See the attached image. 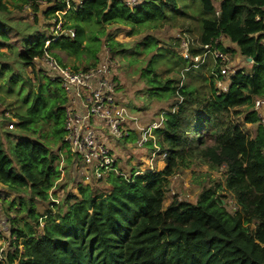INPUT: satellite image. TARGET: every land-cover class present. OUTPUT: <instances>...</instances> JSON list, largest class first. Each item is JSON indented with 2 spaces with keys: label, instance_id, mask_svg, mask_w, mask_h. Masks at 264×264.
Returning a JSON list of instances; mask_svg holds the SVG:
<instances>
[{
  "label": "trees",
  "instance_id": "trees-1",
  "mask_svg": "<svg viewBox=\"0 0 264 264\" xmlns=\"http://www.w3.org/2000/svg\"><path fill=\"white\" fill-rule=\"evenodd\" d=\"M7 1L0 0L1 12ZM22 1L37 5L40 0ZM202 2L210 16L202 19L197 44L190 45L188 57H178L186 65L183 70L194 67L193 57L203 51L202 45L220 37L235 43L245 60L251 58L250 69H237L227 91L221 93L214 89L210 75L212 91L204 94L190 82L178 88L173 79L162 80L154 67L155 58L162 54L156 52L140 77L156 97L177 100L153 129L160 138V154L165 152L158 171L138 175L133 171L130 181L111 174L95 186L81 181L77 193H67L58 203L50 201L48 191L56 188L60 178L58 154L41 139L61 142L66 98L60 86L48 94L50 80L40 83L36 91L29 78L23 80L29 87L25 101L30 98L31 102L23 114L16 115V127L30 135L16 136L9 154L0 136V183L17 194L9 205L17 204L15 212L24 213L9 217L7 210L15 249L6 254L4 264H264V126L253 109L254 98L264 97V0H222L217 9L210 0ZM63 7L55 2L44 14L50 16ZM175 7V0H143L134 8L121 0H83L80 8L65 15L63 33L54 39L37 36L23 42L17 57L25 68L35 71L34 58L44 52L58 58L54 49L78 56L85 51L94 59L90 66L98 61L104 26L157 27L148 24L165 19L167 10ZM87 23L98 27L94 34L85 35L83 24ZM108 44L114 54L124 50L111 38ZM217 47L233 52L219 42ZM148 49H157V42ZM16 75L12 72L9 83L15 82ZM242 106L252 108L243 121L256 125L253 135L238 121L224 117L231 111L239 114L237 108ZM47 122L49 131L43 133L42 124ZM70 160L68 156L66 162ZM197 160L212 169L223 167L224 185L202 187L195 202L173 197L164 207L169 176ZM223 189L231 193L234 211L223 202L219 192ZM35 199L48 206L39 211Z\"/></svg>",
  "mask_w": 264,
  "mask_h": 264
},
{
  "label": "rangeland",
  "instance_id": "rangeland-1",
  "mask_svg": "<svg viewBox=\"0 0 264 264\" xmlns=\"http://www.w3.org/2000/svg\"><path fill=\"white\" fill-rule=\"evenodd\" d=\"M211 4L217 9L222 0H210ZM176 7L168 9L165 19L151 22L148 25H158L157 27L147 26L146 24L137 26H127L124 24H111L104 26V35L100 36V48L97 53V58H103V53L108 52V55L116 62L117 82L119 83L116 91V101L122 104L132 115L136 118L137 123L130 122L128 126L129 137L126 139H110V144L113 147V152L118 156L117 168L126 174L127 177L136 169H145L153 157L152 164L159 170L161 159L155 158L153 151L155 146L160 148L158 143L160 138L154 136L152 143L148 142L143 147H138L139 130L137 134H133L138 126L146 128L149 124L158 121L160 114L169 111L172 104L177 101L175 96L156 97L145 79L140 77L141 69L146 67L149 60L156 56V52L162 54L155 63V73L162 79H173L176 85L182 80V84L190 82L204 94L211 93L209 78L212 69L213 61L206 60L199 68L193 67L183 70L184 65L180 60V39L183 35H188L194 43L201 33L202 19L209 17L210 13L203 9L202 0H175ZM46 4L43 2L26 3L22 0H8L6 2V10L0 11V136L3 142L4 149L9 154V147L14 144L16 136H29L30 134L23 132L22 129L17 128L18 119L17 114H23L30 104V98L25 101V94L29 87L23 80L27 77L32 82V90L36 91L38 85L47 83L49 78L43 72L42 65L36 62V70L32 71L30 67H24L17 57V52L23 50V42L33 41L37 36H44L50 38L54 25L51 16L44 14ZM70 22H67V25ZM67 27V26H66ZM85 35H92L98 27L93 23L83 24ZM65 30V29H63ZM147 37H152L157 42V49H148L153 46L154 40ZM118 41L122 46V53L115 54L110 51L108 39ZM221 38V39H220ZM220 42L223 47L233 49V52L228 53V65L234 69H250V62H247L238 52L235 43H231L228 38L220 37ZM146 42L147 44H145ZM197 44V43H196ZM216 46V45H215ZM159 49V50H158ZM54 53L58 56L56 60L61 65L85 67L89 66L94 59L91 55L82 51L78 55H69L66 52L54 49ZM4 52V53H3ZM211 60V62H210ZM14 72L17 73L15 82H10V76ZM189 76V77H188ZM206 77L207 80H204ZM16 78V77H15ZM14 78V79H15ZM226 81L228 79L225 78ZM55 86L59 84L51 82L49 92H52ZM217 90V88H214ZM63 93V92H61ZM25 101V102H24ZM254 109V108H253ZM239 114H232V111L225 114L227 119L238 121L249 135L254 134V124L244 123L243 118L245 112L252 110L251 106H242L237 108ZM9 115L10 118L7 116ZM5 116V117H4ZM13 120H12V119ZM263 118L261 117L260 123ZM12 122V128L9 122ZM50 124L43 123L41 132L49 131ZM105 133H107L105 131ZM8 134H11L9 136ZM40 134L35 135L39 137ZM34 136V137H35ZM42 141H48L53 153L59 154L60 142L53 143L51 137L42 138ZM153 143H156L155 146ZM147 151H146V149ZM148 152V153H147ZM64 154V153H63ZM147 160V161H146ZM163 161V160H162ZM161 161V162H162ZM58 169L60 171V178L56 182V188L48 191L50 201L58 203L65 197L67 193H77V186L80 182V175L75 169H72L71 163L64 161L60 166L58 156ZM147 163V164H146ZM157 170V171H158ZM224 168L212 169L207 164L194 161L189 167H178L175 172L168 178V190L166 191L163 206H167L173 197L178 200H187L195 202L202 187L213 186L215 183L224 185L225 174ZM123 176V175H121ZM124 177V176H123ZM125 179V178H124ZM104 182V181H102ZM55 192V196L51 194ZM223 195V202L227 208L231 210L236 209L235 201L230 192L226 189L219 191ZM17 194L9 191L6 187L0 185V216L8 215L14 217L17 214L23 217L24 213H16L15 210L19 207L17 204L9 205ZM35 204L39 211H43L47 206V202L35 199ZM15 207V208H13ZM8 210V211H7ZM22 224V221H19ZM44 224L42 221L40 225ZM37 231H40L38 229ZM6 236V235H3ZM12 236L9 235L5 241L11 242ZM1 241V239H0ZM264 246V245H263Z\"/></svg>",
  "mask_w": 264,
  "mask_h": 264
},
{
  "label": "built area",
  "instance_id": "built-area-1",
  "mask_svg": "<svg viewBox=\"0 0 264 264\" xmlns=\"http://www.w3.org/2000/svg\"><path fill=\"white\" fill-rule=\"evenodd\" d=\"M121 1L128 7L134 8L143 0ZM38 2L45 3L46 7L55 2L64 4L62 9L55 10L50 14L54 25L52 31V39H54L55 36L64 31L65 15L80 8L83 0H52L51 2L40 0ZM48 42L46 41L45 46ZM218 42H220L219 38L202 45L203 51L193 57L195 63L193 66L197 67L211 58L213 63L210 75H213L215 87L218 93H221L227 91L230 77L237 70L228 65L230 59L227 57L228 53L217 47ZM191 44L192 39L188 35L185 34L181 37L179 45L181 57H188ZM102 56L103 58H99L95 64L87 67L61 65L53 55L47 52L34 58V67L36 68V62L41 63L43 72L50 81L59 84L66 98L63 136L58 154L60 166L64 164L68 156L71 157V167L78 171L76 173L80 175V182L90 186L105 181L111 174L123 175L125 180L130 181V176L127 177L117 168V158L110 144V139H123L129 135L128 126L130 122L137 123L136 118L116 101L119 83L115 79L117 73L114 58L110 57L108 52L103 53ZM37 70L35 69V71ZM37 72H41V69ZM181 84L182 80L179 82L178 88ZM253 108L259 119L262 117V122H264V97H255ZM162 120L163 113L160 114L157 122L149 124L146 128L138 126L136 129V131L139 130L138 147H143L149 138L154 140L151 132L161 124ZM261 124L264 126L263 123ZM9 126L12 128V123ZM153 144L155 146L156 143ZM152 155L163 160L165 152L160 154V148L155 146ZM150 159L149 167L137 169L133 175L155 170L156 167L152 164L153 157ZM9 235L12 236V240L15 239V235L11 233L9 217L1 215L0 262L3 264L6 254L15 249L11 244L12 240L9 243L5 241ZM18 243V249L21 250L22 245L19 240Z\"/></svg>",
  "mask_w": 264,
  "mask_h": 264
},
{
  "label": "crops",
  "instance_id": "crops-1",
  "mask_svg": "<svg viewBox=\"0 0 264 264\" xmlns=\"http://www.w3.org/2000/svg\"><path fill=\"white\" fill-rule=\"evenodd\" d=\"M192 44H194V41H192ZM208 59H210V58H208ZM208 59H207V60H208ZM210 62H211V60H210ZM247 62H250V61H247ZM134 131H135L136 134H137L136 129H135ZM147 142H148V140H147ZM145 149H146V148H145ZM146 151H147V149H146ZM147 153H148V152H147ZM146 161H147V160H146ZM161 161H162V160H161ZM161 161H160V163L158 162V164H159V168H161L162 165H163V163H164L163 161H162V162H161ZM148 162H149V161H147V163H148ZM147 163H146V164H147ZM147 167H149V166H146V168H147ZM0 185L3 186V187H5L2 183H0Z\"/></svg>",
  "mask_w": 264,
  "mask_h": 264
},
{
  "label": "water",
  "instance_id": "water-1",
  "mask_svg": "<svg viewBox=\"0 0 264 264\" xmlns=\"http://www.w3.org/2000/svg\"><path fill=\"white\" fill-rule=\"evenodd\" d=\"M247 61H252L251 58H247Z\"/></svg>",
  "mask_w": 264,
  "mask_h": 264
}]
</instances>
